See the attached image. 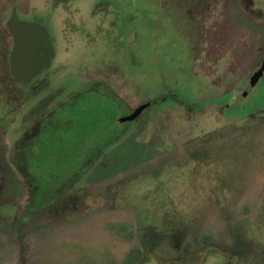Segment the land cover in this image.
Wrapping results in <instances>:
<instances>
[{"label": "rangeland", "instance_id": "rangeland-1", "mask_svg": "<svg viewBox=\"0 0 264 264\" xmlns=\"http://www.w3.org/2000/svg\"><path fill=\"white\" fill-rule=\"evenodd\" d=\"M263 60L264 0H0V264H264Z\"/></svg>", "mask_w": 264, "mask_h": 264}, {"label": "flooded vegetation", "instance_id": "flooded-vegetation-1", "mask_svg": "<svg viewBox=\"0 0 264 264\" xmlns=\"http://www.w3.org/2000/svg\"><path fill=\"white\" fill-rule=\"evenodd\" d=\"M259 68L258 69H255L254 71L255 72H253V74H251V77H250V85L252 86V87H256L259 83H260V81L264 78V60H263V62H261L260 63V65L258 66ZM263 68V72H262V74H261V76H260V78L258 79V80H256V82L253 84L252 82H253V78H254V76L256 75V73H258L261 69ZM247 91L244 93V95L246 96L247 95ZM162 99H164V97L163 98H161V99H159V100H162ZM169 99V98H168ZM159 100H156L155 102H158V103H160L161 101H159ZM165 101V100H164ZM148 103V102H147ZM145 104V103H144ZM154 104V102H152V105ZM142 105V104H141ZM152 105H150V106H152ZM149 106V107H150ZM148 108V107H147ZM136 109V108H135ZM134 109V110H135ZM132 112H133V110H132ZM144 112V111H143ZM142 112V113H143ZM131 113V112H130ZM129 113V114H130ZM141 113V114H142ZM140 114V115H141ZM126 115H128V114H126ZM139 115V116H140ZM42 119H46V117L45 118H41V120ZM39 121V124H40V127L42 126L41 125V122L42 121ZM136 120V119H135ZM134 121V120H133ZM132 122V121H131ZM40 131H42L41 130V128H40ZM40 133V132H39ZM43 133H40V134H38L37 135V137L38 138H35V140H33V142L32 143H26L25 144V146L22 148V155H23V158H24V161H25V163H26V165L27 164H30V159L27 157V154H26V152H25V149L26 150H28L29 149V151H30V155H31V153H32V149H34L32 146H39V142H37L38 140H39V138H41V135H42ZM36 143H38V145H36ZM100 147H93L91 150H90V152L91 151H97L98 149H99ZM20 151V150H19ZM29 155V156H30ZM19 156H20V152H19ZM31 157V156H30ZM31 165V164H30ZM69 177V175L67 176V178ZM63 181V180H62ZM40 183V182H39ZM60 183H62V182H60ZM53 192V193H52ZM38 194H39V196H40V198L41 199H43L44 198V200H49V199H51V198H53V197H55L57 194H56V192H54V191H52V190H49V189H47V192L46 191H43L42 190V187L41 186H39L38 187ZM51 194V195H50Z\"/></svg>", "mask_w": 264, "mask_h": 264}, {"label": "water", "instance_id": "water-1", "mask_svg": "<svg viewBox=\"0 0 264 264\" xmlns=\"http://www.w3.org/2000/svg\"><path fill=\"white\" fill-rule=\"evenodd\" d=\"M262 72H263V68L258 73H256V75L253 78V82H252L253 84L256 82V80H258L260 78ZM150 105H152V102H148V103H145V104H142V105L138 106L130 114L120 117L119 118V122L124 123V122L135 120Z\"/></svg>", "mask_w": 264, "mask_h": 264}, {"label": "trees", "instance_id": "trees-1", "mask_svg": "<svg viewBox=\"0 0 264 264\" xmlns=\"http://www.w3.org/2000/svg\"><path fill=\"white\" fill-rule=\"evenodd\" d=\"M56 2H67V1H69V0H55ZM169 98V96H165L164 97V99H162V100H159V101H164V100H167ZM117 116H115V121L117 120V118H116ZM111 121H113V120H111ZM112 127H109V126H107L106 125V128H105V130H110V133H109V139L108 140H105L103 143L106 145V143H109V142H111L113 139H115V138H118V137H120L121 136V134L124 132V129H116L115 131H112ZM25 152H26V154H27V157L30 159V151H29V149L28 150H26L25 149ZM81 155V154H80ZM43 189V188H42ZM53 191V190H52ZM43 200H44V198H43Z\"/></svg>", "mask_w": 264, "mask_h": 264}]
</instances>
